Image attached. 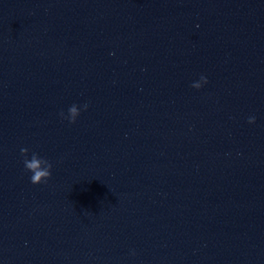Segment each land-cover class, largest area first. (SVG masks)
Wrapping results in <instances>:
<instances>
[{
	"label": "water",
	"instance_id": "95a60500",
	"mask_svg": "<svg viewBox=\"0 0 264 264\" xmlns=\"http://www.w3.org/2000/svg\"><path fill=\"white\" fill-rule=\"evenodd\" d=\"M0 264H264V0H0Z\"/></svg>",
	"mask_w": 264,
	"mask_h": 264
},
{
	"label": "clouds",
	"instance_id": "9594fccd",
	"mask_svg": "<svg viewBox=\"0 0 264 264\" xmlns=\"http://www.w3.org/2000/svg\"><path fill=\"white\" fill-rule=\"evenodd\" d=\"M203 83L206 84L207 78L201 76ZM192 87L199 89L202 86L199 84H193ZM84 110L86 111L88 105L85 104L83 106ZM62 118L68 119L70 123H75L77 117L80 115V110L76 105H72L68 110V115L65 116L63 112L60 113ZM248 123H255V117H250ZM21 155L24 157V167L27 171L31 172L32 175L30 177V181L34 185H39L41 183L47 182V180L51 177V169L52 164L44 157H41L38 153L33 152L31 154V158H28V148H21L20 149ZM134 254V253H133Z\"/></svg>",
	"mask_w": 264,
	"mask_h": 264
}]
</instances>
